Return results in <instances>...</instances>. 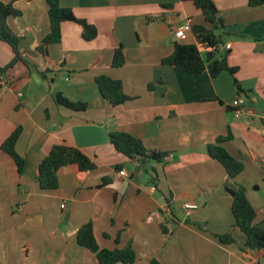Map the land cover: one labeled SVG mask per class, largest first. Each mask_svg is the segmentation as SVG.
I'll return each instance as SVG.
<instances>
[{
    "label": "crops",
    "instance_id": "obj_1",
    "mask_svg": "<svg viewBox=\"0 0 264 264\" xmlns=\"http://www.w3.org/2000/svg\"><path fill=\"white\" fill-rule=\"evenodd\" d=\"M0 2H13L20 12L7 24L27 63L0 79V145L21 128L15 150L25 161L18 174L0 150V264H99L76 241L87 223L100 248L129 245L136 254L132 264H264L233 226L226 172L206 152L218 136L232 135L223 147L244 165L234 183L255 208L254 223L264 221V5L215 0L223 23L219 55L226 53L229 66L237 67L238 92L227 71L196 77L162 64L175 42L196 44L190 31L184 39L173 36L180 26L204 23L191 2L58 0L96 36L86 41L79 24L66 22L60 42L46 53L37 50L49 33L46 0ZM118 47L125 62L113 68ZM11 59L10 47L0 42V68ZM100 75L120 81L130 100L120 106L104 100L95 84ZM57 94L87 107L58 105ZM236 96L245 99L247 115L236 117ZM114 131L165 156L142 167L113 149L108 134ZM59 144L79 149L96 168L62 167L58 188L41 191L38 165ZM121 170L128 176H119ZM188 204L197 208L187 212ZM228 231L236 243L223 245L215 235Z\"/></svg>",
    "mask_w": 264,
    "mask_h": 264
},
{
    "label": "trees",
    "instance_id": "obj_2",
    "mask_svg": "<svg viewBox=\"0 0 264 264\" xmlns=\"http://www.w3.org/2000/svg\"><path fill=\"white\" fill-rule=\"evenodd\" d=\"M191 2L193 6L202 14L204 23L190 27V32L195 38L196 44L174 43L173 51L170 56L161 62L170 65L178 72L188 73L196 77L207 72L212 78H216L220 73L227 71L232 76L238 92H242L234 77L237 67H231L227 61V54L219 55L223 39L220 37L223 27L219 17V11L215 0H180ZM47 16L49 22V33L41 40L37 47L39 52L46 53L48 46L58 44L62 36V25L66 22H74L82 28V38L86 41L92 40L96 36V29L86 21L77 19L70 9L62 8L58 0H46ZM264 5V0H247L250 8ZM171 5H163V9H171ZM163 15V14H161ZM20 16V12L14 8L13 2H0V42L7 44L12 52V59L0 68V79H5V72L18 62L26 61L20 55L18 45L20 38L17 37L7 24L11 17ZM159 19L158 17L156 20ZM151 21V19H148ZM125 57L121 47L114 50L111 61L113 68H120L124 65ZM95 84L101 97L108 101L112 106H120L130 100L124 94L122 83L114 80L107 75H100L95 78ZM58 105L64 106L74 111H84L87 107L84 103H71L62 97L61 94L55 96ZM21 128H16L0 145V150L10 156L18 174L22 173L25 161L15 150L17 139ZM109 143L113 149L124 157L136 160L142 167L147 161L160 162L165 156L147 150L139 139L134 138L125 132H110L108 134ZM232 140V135L218 136L214 144L206 147L207 155L217 161L225 170L227 184L225 191L231 197V213L236 227L244 236L246 247L250 251H255L264 259V221L254 223L256 210L246 197L245 189L234 183V179L244 170L243 163L233 158L223 147L224 143ZM66 166H76L81 172L92 171L96 168V163L79 149L59 144L53 146L48 154L38 165V185L41 191L54 190L58 188L57 171ZM256 188V187H254ZM215 238L223 244H235L231 231L224 234L215 235ZM77 244L91 253L95 254L99 264H132L136 260V254L128 245L122 249H103L96 242L91 223L79 227L76 233ZM148 264H159L152 260Z\"/></svg>",
    "mask_w": 264,
    "mask_h": 264
},
{
    "label": "built area",
    "instance_id": "obj_3",
    "mask_svg": "<svg viewBox=\"0 0 264 264\" xmlns=\"http://www.w3.org/2000/svg\"><path fill=\"white\" fill-rule=\"evenodd\" d=\"M190 31V25L189 24H185L183 26H180L179 28H177L174 31V38L175 39H184L185 38V33ZM226 48L229 49L230 48V44L226 45ZM245 99L243 97L240 96H236L233 100H232V108L235 109V115L236 117H240L242 115H247L248 112L245 110ZM118 175L121 177H127V173L124 170H121L118 172ZM60 208L63 209L64 208V204L60 205ZM197 206L193 205V204H188L185 205L184 210L189 212L191 210L196 209ZM168 211V210H167Z\"/></svg>",
    "mask_w": 264,
    "mask_h": 264
},
{
    "label": "rangeland",
    "instance_id": "obj_4",
    "mask_svg": "<svg viewBox=\"0 0 264 264\" xmlns=\"http://www.w3.org/2000/svg\"><path fill=\"white\" fill-rule=\"evenodd\" d=\"M15 9H16V7H15ZM259 195L261 196V197H263L264 198V192H261V193H259ZM237 236H239V237H242L243 235L241 234V233H239L238 231H236V233H235ZM242 239V238H241ZM243 239H245V238H243ZM245 241V240H244Z\"/></svg>",
    "mask_w": 264,
    "mask_h": 264
}]
</instances>
